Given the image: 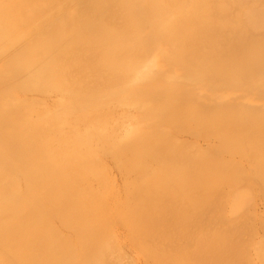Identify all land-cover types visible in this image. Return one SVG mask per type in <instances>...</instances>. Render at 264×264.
I'll list each match as a JSON object with an SVG mask.
<instances>
[{
    "label": "bare ground",
    "instance_id": "1",
    "mask_svg": "<svg viewBox=\"0 0 264 264\" xmlns=\"http://www.w3.org/2000/svg\"><path fill=\"white\" fill-rule=\"evenodd\" d=\"M66 3L69 4L67 5ZM24 5L27 6L24 7ZM119 104L120 107L110 109L112 106ZM120 110H124L126 113L132 112V114H122V120H120L118 118ZM105 113L107 115H103ZM190 120H194L195 126L198 123V127L196 126L198 129L191 126L197 129L193 130L195 134H199L200 130L205 131L203 134L207 136L206 143L209 145L208 148L210 147L211 151H213V154L208 153V150H206V153L215 158L212 160L213 162L208 161L210 157H207L206 155L208 154L206 153L205 156L207 158L204 160V153H202L201 149L199 150L201 153L198 152L200 155L203 154L201 160L199 155H197L198 157H192V153L196 155L198 151L195 152L194 149L191 155H189L188 151L186 160L184 158L185 153H187L184 152L185 149L180 151L179 142L173 141V144L176 142L175 146L179 147L177 154H179V151L184 152L178 155L182 156L183 159L178 158L177 154L175 156L174 153L176 151L174 152L173 147L175 149L176 147L170 144L172 141L170 143L168 141L176 133L179 134L180 131H183V134L187 133L183 129L189 128L190 124L188 122ZM128 121L133 126L135 125V128H133L135 132L131 130L127 135L122 136L119 134V130L122 124ZM124 130L126 129L124 128ZM189 133L192 135V131ZM205 135L202 136L204 137ZM185 140L188 141L187 138ZM111 141L117 144L112 145ZM180 142L183 143V141ZM94 143L101 144L103 147L97 152L98 157L102 158V160L115 159V162L120 164L122 162L130 163L133 160L141 163L143 161L140 160L143 159L142 157H148V160H151V164L154 161L161 162V160L171 165L173 164L168 169L173 174V171H176L177 168L175 166L177 164L176 161L180 159L177 162H180L181 166L177 168V171L178 169H184L190 176L187 175L188 177L186 176V178L184 177L185 179H182L183 173L180 171V175L182 176L177 173L181 177L180 179H177L175 173V176H173L174 174L170 176L176 179H168L167 177L164 179L162 177L165 181H156L157 179L153 181V179H149V183H139L137 179L141 180L144 178L148 169L146 168V173L139 171L142 178L139 177V179L137 177L136 179V175H140L138 173L134 174V178L137 181L135 182L139 183L137 185L144 188L148 183L150 186L147 185L144 188L146 190L142 189L143 193L141 191H138V193L134 191L135 189L138 190L136 188L137 185L133 190L135 193L129 190V186L125 187V190L129 195L128 199H132V196H135V199H139L135 200L134 204L130 202L133 205L136 203L139 206L137 209L132 208L136 210L134 212L135 216L141 215L142 212L143 215L138 216V218L134 217V220L131 217L126 218L120 215L122 212L118 210V206L120 205L118 202L119 205H114L117 209H113V211L116 210L115 212L119 214V217L115 216L117 218L112 220L111 212V215H105V211H108L106 209L110 207L108 204L111 203L106 200H108L107 198H113V195H116L117 198L120 197L119 194L121 195V192L119 193V188L125 184L118 188L114 186L119 190L118 195L116 194L117 190L114 191L115 189L113 191H104L109 196L111 195L109 192L116 193L111 195L113 197L106 196L103 209V202H100L103 200H98L102 198L97 197L98 194L94 188V181L92 182L94 185L90 183L92 176L100 175L99 178L103 177L101 172L96 175L95 171L98 168L91 166L96 163L91 158L93 154L91 145ZM163 144H166V147L170 144L169 148L174 153H170V150L167 148L165 150ZM191 144L194 145V143ZM155 146H158L160 149H156L157 147L155 148ZM153 147L156 149H154V152L152 151ZM204 147L207 148V146ZM204 147L200 146L199 148L203 149ZM226 147L230 148V150L226 149ZM141 148H151V155L145 149L138 153L137 150ZM217 149L221 151L225 150L224 153L226 152V155L228 153L236 155V157H234V160H231L233 162L226 158L228 164H225L223 156H221L222 159L217 158L219 152L222 153L221 151H217ZM244 149L246 151L250 150V157L254 155L248 160H250V169H253L257 177L256 175L254 177L253 171H250L248 166L249 173H242L246 167L245 157V163L240 158L244 156L241 155V153H244ZM158 150L161 151H159L161 155H159ZM162 150L165 151L162 153ZM226 150L231 152L229 153ZM96 151L98 150L96 149ZM167 152L171 155L174 154L172 156L173 159L171 156L169 157V153ZM214 152H216L215 155H218L215 156ZM94 154L97 155L95 151ZM163 154H166L165 157L170 159L165 160ZM156 156L160 157L161 160L159 161ZM187 157L191 158V160L194 158L193 161H196L195 165L198 163L197 165L201 168L197 165L193 167L194 162H188L189 158ZM196 159L200 160L201 164L205 161L215 164L216 168L222 170L223 173H221L222 171H218L214 166L215 171H217L215 172L213 169L212 172L214 171L218 175V179L221 176L223 179L216 180L217 178H214L215 174H211L212 172L204 168L208 163L205 162L204 166H202L203 164L200 166V163ZM183 160H186L187 163L186 161L184 163ZM144 162H147V159H144ZM190 162L193 163L192 165L190 164L191 166H189ZM231 163L233 164L231 165ZM225 165L227 168L230 166L229 168L232 169H226V167H223ZM232 166H235V169ZM209 167L208 170L211 171ZM192 168L194 169L191 172ZM118 169L120 174L125 176L127 171L119 166ZM198 169L203 173L198 171ZM205 169L206 174L209 172L207 175L205 174ZM234 170H236L237 174L234 173ZM125 171L126 173H124ZM169 171L167 172L168 174H170ZM195 171L199 174L201 173L202 176L200 175L199 177L197 175L196 177L197 173ZM232 171L233 174H230ZM244 171L246 172V170ZM224 172L227 173L224 174ZM191 173H193L192 180L194 176L196 177L194 182L196 180L199 181V179L202 181V177H205L203 178L204 180L208 179L206 180V184L210 180L207 184V187L210 189H212L215 183L213 191H215V187L225 186L231 180L233 182L231 181L229 187L232 186L233 188V184H235L234 189L239 186L241 190V185L236 184H240L241 182L239 181L242 180L250 188L249 182L243 180L249 174L252 176L248 175L251 179H246L252 181L254 178L255 180L258 179L259 181L257 180L256 182L260 183L261 186L257 183L260 187L257 188L262 189V197L264 196V0H0V264H103V261L105 263V259H107L105 258V254H108L110 258L114 255L112 258L115 257L116 261L119 259L118 262L121 260L120 258H126V260L122 259L124 263L120 261V263L126 264L129 261L127 259L129 258L128 255L122 254V257L119 256L117 258L115 255L121 252L119 249H116L117 252L114 251L117 248L115 246L119 247L122 245V240L132 241L131 243L135 244L133 245L134 248L135 246L138 247V249L136 247L137 250L141 247L140 243H142V247L145 246V249H147V246H154L152 243L155 238V241L158 240V234H153V231L157 233L155 232V228L162 229V225L163 227H167L165 225H168L170 228L174 225L173 222L176 224V221L182 222V224L177 223V226L181 225L180 227H182L184 221L185 223L187 222L188 217L197 222L199 215L207 221L206 218L208 217H204L205 213H202L203 216L200 213L207 211V207L209 208L212 203H215L217 199H221L222 196L215 199L214 192L208 188L206 191L209 190L208 194L211 193L209 196L203 190L205 188L200 187V184L199 190H195L194 187L198 188V183L200 182H196L197 184L194 186V182L192 183L189 178L191 177ZM241 173L242 178L239 177ZM103 174L105 175V173ZM106 174L108 175V173ZM148 174H151L150 171H148ZM155 174L158 173L155 172ZM208 176L212 177V179L214 178V180ZM235 176L241 179H230ZM106 177V180L107 178L108 180L111 179L109 175ZM188 178L190 182L186 183ZM183 180L186 181L184 182ZM112 181L111 179L110 182ZM126 181H128L127 178ZM203 181L201 184L204 185L205 181ZM107 182L110 184L109 181ZM150 182H152V186ZM174 182L176 186L180 185L181 190L182 188L186 192H190L191 190L192 193L190 194H192V197H196V199L194 197L191 198L193 200L191 205H194L193 208L196 210L190 211V214L183 212L186 211L183 209L188 206L190 196L185 197L181 192H177L178 194L176 195L174 192L176 190ZM101 184L103 183L98 184L97 182L96 186L99 187ZM246 184L244 185V190L247 189L245 187ZM190 185L191 189H189ZM140 186L139 188H141ZM251 187L253 188V186ZM108 188L112 189L110 185L106 189ZM218 190L225 193V189L222 190L220 188L216 189V194H218ZM244 190L242 188L243 192ZM195 191L202 192L203 195L201 196H204L206 193L204 198L206 197L207 200ZM246 191L249 192L251 190L248 189ZM258 191L256 190L257 194ZM231 193L233 194L234 192ZM251 193H243V197L245 198V196H249ZM227 194L230 195L228 191L226 192ZM188 195L186 194V196ZM219 195L221 193L217 196ZM231 195L230 198H232ZM238 195L237 197L240 196ZM176 196H178V199ZM227 196L224 195L223 199L229 198ZM200 197L201 201L205 200L204 203L206 205H203V202L200 204L198 200ZM243 197L241 196V199ZM254 197H257V195ZM210 198L211 201L208 203ZM247 198L240 200V202H244H242V205L246 204L245 202L249 198L252 199L253 195L252 198L251 196ZM115 199V202L119 200ZM213 199L216 201L212 202ZM231 200L233 199H227L229 205L232 203L229 202ZM110 201L113 203V200ZM194 201H197V203ZM227 201H223L222 204L220 203L221 208L222 205H225L224 203L228 204ZM235 201L233 202L235 203ZM123 202L128 204L125 198L121 199V203ZM237 202L236 204H238ZM217 203L215 204L218 205ZM252 204H254L253 201ZM252 204H249L250 208H252ZM216 205L211 207L217 208ZM232 206H234L232 207L233 209L231 208L234 212L236 210L235 205ZM199 207L201 209H198ZM243 207H246V205ZM203 208L204 211H201ZM221 208L220 210L217 209L216 215L212 214L213 219L215 216H219V219H222V215H224L223 219L229 216L227 214L225 217L224 208L222 211L224 213L221 215L219 212L222 210ZM240 208L238 207V210ZM247 208H244V210ZM254 210L252 211L255 212ZM195 211L198 212V216ZM242 211L239 213L241 214ZM115 212H113L114 215ZM193 212L197 217L194 214L191 215ZM244 212L247 214L249 210ZM253 212H249V215L251 213L254 217ZM95 213L101 214L96 218ZM209 215L212 216L211 212ZM121 216L126 219L125 221H123L124 219L122 220L124 223H132L129 226L130 228H126L127 230L137 225H133V223L144 220L146 223L142 221L141 226L142 223L144 227L145 225L147 226V229L145 228V231H147L145 233L147 234L145 235L146 237H140L144 235V231H141L139 222V225L135 228L136 231L140 230L138 233L141 240L137 241V239L133 241L134 238L138 237V233L136 235L133 232L135 228L131 229L134 234L129 230V234L127 235L125 231L127 238L135 235L134 238L128 240L124 237V239L123 233L120 231L124 228L123 222L120 220ZM194 216L195 218H192ZM230 217H228V220L226 218V223H228ZM233 217L237 218L234 219ZM129 219H132L133 222L129 221ZM190 219H188L190 221L188 224L191 223ZM230 219H233V221H229V224L232 225L231 223L238 221L239 218L238 215L233 216L232 213ZM117 221L122 223V228L120 227L121 225H117L119 224ZM201 221L207 223L203 219L198 221V229H201L200 224L204 228L206 227L205 223L202 224ZM215 221L210 222L212 227L210 224H206L207 227L210 226L209 228L206 227L207 230L213 228V232H211L212 229L208 231L211 232V236L215 229V233L213 234L215 236L213 238L210 237L213 240H215L214 238L217 234L219 236L221 228L222 233L224 232V226L225 228L230 226H226L227 224L225 225L224 223L221 227V224L225 220L223 222L218 221L219 223L216 222L218 224ZM251 222L249 221V223ZM213 223L217 227L220 225V229L218 230L216 227V231ZM236 224L238 223L236 222ZM236 224H233L235 225L233 226L234 229L237 226ZM251 224L254 226L256 223L253 224L252 222ZM193 225L197 228L196 224ZM242 226L240 227L243 228ZM168 227L167 229H169ZM172 227L176 228L175 226ZM180 227L178 231H181ZM187 227L186 230H183L186 234L190 231L193 235L198 231H187ZM230 227L228 229L229 235H231ZM192 228L190 226V229ZM232 228L231 232L232 230H237ZM241 228L242 234V230L245 228ZM206 229L204 233H206ZM165 230L164 228L162 229V231ZM240 230L238 229V233H240ZM162 231H159L162 235L158 232L159 238L165 234ZM203 231H198V235H193L194 238L188 234L189 238L195 242H191L194 247L196 246L195 248H198L197 246L202 244L201 242L206 238L207 242L204 241L206 243H204V249L212 241L208 242L209 237L205 236L203 239ZM199 232H202L203 235ZM169 233H172V231ZM169 233L166 232V237H163L167 239L168 236L171 240V236L167 235ZM175 233H177V230L172 237L175 236L177 239L178 236L182 235V232L178 236ZM236 236L238 237V235ZM111 237L115 245H113L112 241H106L111 239ZM184 237L182 236L181 238L184 239ZM247 237H250V235ZM225 238L223 240H228ZM246 238L245 240H247ZM165 239L161 238L159 241H165ZM245 240L243 239V241ZM167 241L169 242V240ZM185 241L187 242L188 240L184 239L183 242L180 240V245L185 244ZM135 242H139V245ZM212 242L214 243H212V249L209 247L211 251H205L215 253L213 250L215 242ZM111 243L112 248L107 250L106 247H109ZM256 243L249 244V246H253V249H257V247H260V250L263 249L259 243L260 246L258 245L254 248V244L256 245ZM190 244L188 246H191ZM224 245L223 248H226ZM228 245L231 244L228 242ZM159 246L157 249L160 250ZM193 246L189 251L187 248L186 250L188 252L192 251ZM104 247L106 251L103 250ZM154 247V251H152L153 247L150 248L153 254L152 252L150 254L146 252L148 258H145L146 261L144 258L142 259L145 264L158 262L161 255L157 258L155 257L159 253L156 254L157 252L155 251L157 249L156 246ZM164 247L162 248L163 250ZM177 248L179 247L177 246ZM185 248L183 249L184 251H186ZM143 249L141 248L140 250ZM150 249L148 248L147 251ZM204 249L202 247L201 249H196L197 252L198 250L200 251V257L204 254ZM216 249V252L219 254V247ZM111 250L114 252L110 253L112 252ZM163 250L157 251L163 253ZM180 250L182 249L180 248ZM107 251H110L111 256H109V253H106ZM220 251L222 253V250ZM197 252L196 254L199 256V252ZM146 253L142 254L143 257L147 255ZM169 253L163 254L161 257H167V255H170ZM178 253L180 256H177L180 259L177 256L174 257V254L173 256L171 255L174 261L170 256L172 259H170V262H176V264L186 263L189 258L187 257L185 261L184 252L183 259L182 253ZM263 253L261 252L260 254L264 255ZM189 254L187 253L188 256L191 255ZM216 254L215 256L217 257L218 255ZM221 255L218 256L219 259H222L220 258L222 257ZM218 257L215 258L213 256V259L215 258L214 260L218 261ZM247 257L250 256L247 255ZM112 258L108 260H112ZM115 258H113V261ZM192 258L195 257L191 256L190 259ZM202 258H207V256ZM202 258L201 260L204 261L205 259ZM236 258L238 261V257ZM239 258H241L240 255ZM257 258H259V255ZM181 259L183 260L182 262L180 261ZM213 259L211 258L210 264H214ZM194 260L197 259L195 258ZM167 261H169V258ZM209 261L210 258L206 262L209 263ZM131 262L128 263L132 264ZM160 262L158 263L160 264ZM222 262H225V260L223 261L222 259ZM107 263L110 264V261ZM258 263L261 264V262ZM133 264H135V261ZM195 264L199 263L196 262ZM220 264L222 263L220 262Z\"/></svg>",
    "mask_w": 264,
    "mask_h": 264
},
{
    "label": "rangeland",
    "instance_id": "2",
    "mask_svg": "<svg viewBox=\"0 0 264 264\" xmlns=\"http://www.w3.org/2000/svg\"><path fill=\"white\" fill-rule=\"evenodd\" d=\"M66 4L68 5L69 3H66ZM26 6H27V5H24V7H26ZM74 9H75V7H74ZM118 107H120V104H119V105H114V106H112L110 109L118 108ZM125 113H126V112H124V110H120V111L118 112V114H119L118 118H119L120 120H122V114H125ZM128 113H130V115L132 114V112H128ZM128 113H126V114H128ZM103 115H107V113H105V114H103ZM195 118H196V117H195ZM193 121H194V120H190V121L188 122V124H190V126H188L189 128H187L188 130H187V129L185 130V128L183 129L184 132L187 131L188 134L185 132V134H186V135H185V134H183V131H182V132L180 131L179 134H180L181 136H180L179 134L176 133L175 136L172 137L168 142L170 143V142L172 141V143H170L171 145L173 144V141H176L177 143L179 142V143H178V144H180V146L178 145V146L180 147L179 150L182 151V149H185L184 152H187V153H185V155H184V156H185V157H184L185 159H186V154H188V151H189V155H191V152H192V151L195 150V152H196V151L198 150V151L196 152V153H197L196 155H195L194 153H192V157H196L197 155H199V156H200V160H201V159L203 158V157H201V156H203V154H202V155L198 154L199 150L201 149L202 153H204V160H206L207 157H210V158H208V161H212V160H214L215 158H212L213 156H209V154H208V153H210V154L212 153V154H213V151H211V148H210V147L208 148L209 145L206 143V142H207V141H206V140H207V136H206L205 134H203L205 131H202V130L199 129L200 132H201V131H202V132H201V133L199 132V134H195V133L193 132V130L195 131V130L198 129V128H197V127H198V126H197L198 123H197V125H196L197 127H196V126H195L196 123H195V122L193 123ZM191 123H193L194 125H193V124L191 125ZM122 126H123V127H122ZM122 126H121V128H120V130H119V134L122 135V136L127 135L131 130L134 131L133 128H135V125L133 126V124H131L130 121H128V122L122 124ZM191 126H193L194 128L196 127L197 129H194V128H192ZM124 128H125L126 130H124ZM199 128H201V127H199ZM189 129H190V130H189ZM83 130H84V129H83ZM181 130H182V129H181ZM199 130H198V131H199ZM190 131H192V135H190V134H191V133H189ZM134 132H135V131H134ZM125 133H126V134H125ZM193 134H195L194 136H196V135H197V136L194 137ZM200 134L205 135L206 138H205V136L203 137V136L200 135ZM192 136H193V137H192ZM182 138H185V139L187 138L188 141H186L185 139H182ZM201 138H202V139H201ZM203 138H204V139H203ZM184 140H185V141H184ZM190 140H193V141L190 142ZM180 141H183V143L180 142ZM111 142H112V145H116V144H117V143H114L113 141H111ZM176 142H174L173 146H175V144H177ZM201 142H202V143H201ZM203 142H204V143H203ZM191 143H194V145H195V144H197V145L194 146V145H192ZM166 144H167V143H166ZM166 144H165V145L163 144V145L165 146V150H167V149L170 150V148H169V147H170V144H168L167 147H166ZM184 144H185V145H184ZM200 144H201V145H200ZM190 145H191V147H190ZM199 145H200L201 147L207 146L208 149H207L206 147H204V148H206V149H204V148H203V149H202V148H199V147H200ZM161 146H162V144H161ZM198 146H199V147H198ZM91 147H92V153H93V154L91 155V158H93V159H92V160H94L93 162H96L95 164H93V165H91V166H92V167L94 166V167L98 168V169H97L98 172L95 171V174L98 175L97 173L101 172V174L103 175V177L99 178L100 175H98V176H94V177L92 176V178H90V183H92V182L94 181L93 183L95 184V186L97 185V182H98V184L101 183V182L103 183V184H101L102 187H101V185H100L99 187H98V186H96V187L94 186L96 193L99 195V196L97 195V197H101V198H102V199H98V200H99V201H100V200H103V201H100V202H103V209H104V200H106V196L108 195V193H105L104 191H106V192H107V190H109V191L112 190V191H113L114 189H115L114 191H116L117 189H116L115 187L118 188V187H120V186H122V185L125 184L124 186H122V187L119 188L120 191L117 190V193H116V192H109V191H108L111 195H112V194H115V193L118 195V191H119V193L121 192V195L119 194V196H120L121 198H120V197L117 198L116 195H113L114 197L110 195V196L113 197V198H107L108 200H106V201L112 203V201H110V200H113V203H112V204H111V203H110V204L105 203V204H108V206L110 205V207H111V208H110V207L107 206L109 209L106 207V208H107L106 210H108L109 212H108V211H105V212H106L105 215H106V216H107V214L111 215V213H112V216H111V217L113 218L112 220H115V219L117 218V217L115 218V216H118V217H119V214H117V213L115 212L116 210L113 211V209H117V207H114V205H115V206H116L117 204L119 205V203H120V205H119L120 208H119V206H118V210H121L122 213H121L120 211H117V212L121 213L120 215H123V216L126 217V218H128V217L130 218V217H131L133 220H134V217H135V218H138V216L143 215V212H142L141 215L138 214V216L136 215L137 217L135 216V213H134V212H135L136 210H135V209H132V208H136V209H137V207L139 208V206L136 205V203H135V205H133V204H134V201L137 200L138 198L135 199V196H132V199H128V198H129V195L127 194V191L125 190V187L129 186V190L132 191V193H135L134 191H136V192L138 193V191H141L142 189H143V190H146V189H144V188H146L147 185L150 186V185L148 184V183H149L148 181H150L149 179H153V181H155L156 179H157L156 181H158V180H159V181H161V180H162V181H165L164 179H165L166 177H167L168 179H171V178H172V179H173V178L176 179L175 177H173V176H175V173H176L177 179H180L181 177L178 176V174L180 175V171H182L181 173H183V177H182V179H185L186 176L189 175L187 172H185L186 170L184 171V169H183V170H182V169H180V170L178 169V171H177V168H180V166H181L180 162H177V161H180V159H183L182 156H178V155H179V154L181 155V153H184V152H180V151H179V154H177V153H178L177 151H178V148H179V147L177 148L176 146H175L176 149L173 147L174 152L176 151V153H174V152L172 151V149L169 151L170 153H174L175 156H176V154H177V157H178V158L180 157V159H179V160L177 159V161H176L177 164L174 163L175 166H177L176 171H175V170L173 171V172H174V173H173L174 175L168 170V169L171 168V166H172L173 164L171 165V164L168 163V162H164V161H162L160 157L158 158V157L156 156V157L159 159V161L161 160V162H158V161L156 162V161H154V163H152V164H151V160H150V161L148 160V157H147V158H146V157H145V158L142 157L143 159H140L141 161L143 160L142 162H144V159H147V162H144V163H142V162H141V163L138 162V163H140V164H138L137 162H135V161L133 160V161L130 162V163H126V162L123 163V162H122V164H120V163H116V162H115V161H116L115 159H104V160H102V158L98 157L99 155H98L97 152L100 151V149H101V147H102L101 144L99 145L98 143H94V144L91 145ZM156 147H157V148H156ZM184 147H186V148H184ZM189 147H190V148H189ZM195 147H196V148H195ZM102 148H103V147H102ZM155 148H156V149H160V148H158V146H155ZM155 148L153 147V150H152L153 152H154V149H155ZM161 148H162V147H161ZM166 148H167V149H166ZM197 148H198V149H197ZM244 148H246V147H244ZM96 149H97L98 151H96ZM143 149H145L146 152H147V153L149 152L150 155H151V151H150L151 148H149V149H147V148H141V149L137 150L138 153H139V151H143ZM156 149H155V150H156ZM163 149H164V148H163ZM189 149H190V150H189ZM191 149H192V150H191ZM193 149H194V150H193ZM226 149H228V148L226 147ZM145 150H144V151H145ZM147 150H148V151H147ZM165 150H162V153H163ZM206 150H208L209 152L206 153ZM223 150H224V149H223ZM228 150H230V148H229ZM231 150H232V149H231ZM94 151L96 152L97 155L94 154ZM159 151H160V150H158V153H159V155H161V154H160L161 151H160V152H159ZM204 151H205V152H204ZM215 151H216V149H215ZM217 151H221V150L217 149ZM224 151H225V150H224ZM224 151H221L222 153L219 152V155H220V156H219L218 154H216V155H218L217 158H220V159L225 158V161H224V162H225V164H228V162L226 161V158H227V160H230V161H231V160H234V159H235L234 157H236V155H233V154L231 155V154H228V153H227V155H226V152L224 153ZM226 151H227V150H226ZM249 151H250L249 149H248L247 151L244 149V153H243V154L241 153V155H244V156H241V157H240L241 160L244 161V163H245V160H246V163H245L246 167H245V169H244V170H246V172L243 170L242 173H249V169H250V167H249V166H250V160H248V159H250L252 156H254V155L251 154L252 156L250 157V155H249L250 152H249ZM155 152L157 153V151H155ZM169 152H167V153H169ZM227 152H229V151H227ZM230 152H231V151H230ZM230 152H229V153H230ZM242 152H243V151H242ZM245 152H247V153H245ZM140 153H141V152H140ZM149 153H148V154H149ZM170 153H169L168 155H169V157L171 156V158H172V156H174V154L171 155ZM199 153H201V152H199ZM205 153L208 154V155H206L207 157L205 156ZM215 153H216V152H214V155H215ZM251 153H254V152H251ZM152 154H154V153H152ZM193 154H194V155H193ZM254 154H255V153H254ZM157 155H158V154H157ZM165 155H166V154H165ZM165 155L163 154V158H165V160H169L170 158L165 157ZM189 155H187V156H189ZM216 155H215V156H216ZM229 155H230V156H229ZM153 156H155V154H154ZM221 156H223V157L221 158ZM248 156H249V158H248ZM161 157H162V156H161ZM177 157H176V158H177ZM181 157H182V158H181ZM197 157H198V156H197ZM230 157H231V158H230ZM244 157H245V160H244ZM187 158H189V157H187ZM228 158H229V159H228ZM240 158H237V159H240ZM246 158H247V159H246ZM149 159H151V158H149ZM153 159H154V158H153ZM172 159H173V158H172ZM193 159H194V158H192V160H191V158H189L188 162H189V161H193ZM198 159H199V158H198ZM154 160H155V159H154ZM186 160H187V159H186ZM186 160H183L184 163H185ZM196 160H197V159H196ZM200 160H197V162L200 163V164H199L200 166H201L202 164H203L202 166H204V165H205V162H207V161H205L204 163L202 162V164H201ZM223 160H224V159H223ZM113 161H114V162H113ZM148 161H149V162H148ZM155 162H156V163H155ZM181 162H182V161H181ZM193 162H194V161H193ZM195 162H196V161H195ZM195 162H194L193 167L196 166V165L198 164V163H197V164L195 165ZM212 162H213V161H212ZM226 162H227V163H226ZM231 162H233V161H231ZM136 163H137V164H136ZM147 163H148V164H147ZM158 163H159V164H158ZM186 163H187V161H186ZM207 163H208V164L205 165L204 168H206L207 171H209V172H212V170L214 169V167H215V168L217 167V166H215V164H213V163H211V162H207ZM209 163H210V165L213 164V165H211L212 168H210L211 166L209 165ZM247 163H248V164H247ZM115 164H116V165H115ZM132 164H133V165H132ZM190 164L192 165L193 163L190 162V163H189V166H191ZM232 164H233V163H231V165H232ZM182 165H183V163H182ZM208 165H209L210 167H209ZM229 165H230V164H229ZM114 166H115V167H114ZM118 166L121 167V168H123V169H125V170L127 171V173H126V171L124 172V173H126L125 176H124L123 174H120L119 169L117 170ZM184 166H186V165H184ZM197 166H198V165H197ZM213 166H214V167H213ZM247 166H248L249 169L247 168ZM141 167H142V169H140ZM143 167H144L145 169H144ZM159 167H161V168H159ZM182 167H183V166H182ZM186 167H187V166H186ZM198 167H199V166H198ZM198 167H197V168H198ZM208 167H209V169H211V171L208 170ZM223 167H226V165L223 166ZM229 167H230V166H229ZM229 167H228V168H229ZM232 167H233V166H232ZM234 167H235V166H234ZM234 167H233V168H234ZM135 168H137V169H135ZM146 168H147L148 170H146ZM165 168H166V169H165ZM172 168H173V167H172ZM184 168H185V167H184ZM195 168H196V167H195ZM199 168H201V167H199ZM228 168L226 167V169H228ZM173 169H175V168H173ZM186 169H187V168H186ZM193 169H194V168H192L191 172L193 171ZM202 169H203V167H202ZM206 169H205V174H206ZM216 169H217L218 171H222V170H219L218 168H216ZM221 169H222V168H221ZM229 169H232V168H229ZM234 169H235V168H234ZM145 170L147 171V174L144 176V178H142V177H141V174H139V171H141V173H143V172L146 173ZM153 170H154V172H153ZM167 170L170 172V174L167 173V172H168ZM196 170H197V169H196ZM217 170H216V171H217ZM224 170H225V169H224ZM236 170H237V169H236ZM236 170H234V173H236V172H235ZM251 170L253 171V169H250V171H251ZM135 171H136V173H135ZM142 171H143V172H142ZM148 171H150L151 174H148ZM166 171H167V172H166ZM171 171H172V169H171ZM198 171H200V170L198 169ZM214 171H215V169H214ZM214 171H213L211 174H215V177H214L213 175H211V174H210V175H211L212 177H214V178H217L216 180H220V179L222 178V176L219 177L220 179H218V175H217L216 173H214ZM216 171H215V172H216ZM226 171H227V170H226ZM228 171H230V170H228ZM133 172H134V173H133ZM155 172L158 173L159 175H162V176H159L158 174H155ZM165 172H166L167 174H166ZM188 172H190V171H188ZM195 172H196V171H195ZM195 172H193V173H195ZM200 172L203 173L202 171H200ZM209 172H208V173H209ZM103 173H105V175H104ZM106 173H108L109 177L113 180L112 182H110L111 179L108 180V178H107L108 175H107ZM132 173H133V174H132ZM137 173H138L140 176L136 175ZM177 173H178V174H177ZM193 173H191V177H189L190 179L192 178V176H193L192 174H193ZM196 173H197V172H196ZM196 173H195V174H196ZM201 173H200V174L197 173L195 176L197 177V175H199V177H200ZM208 173H207V174H208ZM221 173H223V171H222ZM225 173H227V172H224V174H225ZM228 173H229V172H228ZM242 173H241L240 176H239V177H241V178L243 177V176H241ZM252 173H254V177H255V175H256L255 172L253 171ZM119 174H120V175H119ZM134 174L136 175V177H135L136 179H137V177H138V178H139V177L142 178L141 180H138V179H137V181H139V183H146V182H148L147 185L144 186V188H142L143 186L141 187L140 185H139V186H140L141 188H139V186L137 185V184H139V183H136L137 181H136L135 178H134ZM207 174H206V175H207ZM219 174H220V173H219ZM230 174H233V171H232V173H230ZM230 174H229V176H230ZM236 174H237V173H236ZM236 174H235V175H236ZM238 174H239V172H238ZM250 174H251V173H250ZM118 175H119V176H118ZM164 175H165V177H164ZM170 175H173V176H170ZM206 175H205V176H206ZM226 175H227V174H226ZM248 175H249V174H247V176H248ZM259 175H260V174H259ZM259 175H258V176H259ZM106 176H107V177H106ZM130 176H131L132 178H131ZM142 176H143V175H142ZM180 176H182V175H180ZM189 176H190V175H189ZM195 176H194V177H195ZM201 176H202V175H201ZM216 176H217V177H216ZM229 176H228V177H229ZM231 176H232V175H231ZM236 176H238V175H236ZM236 176H235L234 178L231 177L230 179H236V180L241 179V178L236 177ZM244 176H245V174H244ZM247 176H245V177L243 178V180H244V181L247 180V182H249V184H250V188H249V185L247 186L246 182H243L242 180L239 181V182H241L240 184H236V185H241V187H242L243 190H244V185L246 184V186H245V187L247 188L246 190H248V189L251 190V191H249V192L246 191V190H244V192H243L241 187H240L241 190L239 189V186H238V187H235L236 189H234V185H235V184H233V188H232V186L229 187L231 181L233 182V180H231L229 183L227 182L228 184H225V186L223 185V186H221V187H219V188H216V187H215V191L212 190L213 187L215 186V185H214L215 183L213 184L212 189H210L209 187H207V184L210 182V180H209V182H207V184H206V180H208V179L204 180L203 178H205V177H202V178H201L202 181H203V180L205 181V184H204V185L201 184L202 181H200V179H199V181L196 180L197 183H198V182H200V183H198V188H197V187H196V188L194 187L195 190H197V189L199 190L200 187H201V188L204 187L205 189H203V190L206 191V189L209 188L210 190H212V191L214 192L215 197H216L215 199H217V197L219 198L220 196H222L221 199H217V201L213 199V201H212V202H214V201L218 202L217 204H218L219 206L215 204L216 202H215V203H212V202H211L214 206H215V205L217 206V208L215 207L216 210H215L214 207H211V206H213L212 204H211V206H209V208L207 207V211H208V212H207V211H204V208L206 209V207L203 206L204 208H203L201 211H204V212H201V213H200L201 215H202V213H205V214H207V215L204 214V217L207 216L208 218H209V216H210V215H209L210 212H211V215H212V214H213V215H216V213H217V209L220 210V208H221L220 203L222 204L223 201L226 202L227 199H229V200H230V199H233V200L229 201V202H232V203H230V205H229L228 201H227V203H228L227 205H226V203H224L225 205H222V208H221L222 210L219 211V212H220L221 215L225 212V213H224V214H226L225 217H226L227 214H228L229 216L226 217L227 220H228V217H230V216L232 217V213H233V216H234V215H236V216L238 215V218H239V219H238V221H234L235 223L232 222V223H231L232 225H230V224H229V223H230L229 221H233V219H232V220L230 219L231 217L229 218L228 223H226V221H227L226 218L223 219V218H224V215H222V219H223V220H222V219H219V218H218L219 216H218V214H217L218 217L215 216L214 219H213V215H212V216H210V220H211V221H210L208 218H206V219H207V221H206L203 217H201V216L198 214V212L195 211V212H196V215H197V216L199 215V216H198V217H199V220H197V222L203 219V221H206V222H207V223L204 222L206 227H207L208 224H210V226H211V223H210V222H214L215 220H216L215 223L218 222V221H222V222H223V221L225 220V222H223V223L221 224V227L223 226L224 223H225V225L227 224L226 226H228V225L231 226V227L228 226V227H226V228H225V226H224V232L221 233L222 228L220 229V228H219L220 225H219L218 227H217V225H216V224H218L219 222L216 223V224L213 223V226H215L214 228L217 227L218 230L220 229V230H219V231H220V234H219V236H218V234L216 233L217 236L214 238L215 240L212 239L213 236H215V235H213V234L215 233V229H214V233H212V236H211L210 233L213 232V228H210V229H212V230H211V232H208L210 229L207 230L206 227L204 228V227L200 224V226H201L200 228H201V229H198L199 225H198V227H197V224H198L199 222H198V223L195 222L194 219L191 220L190 217H188V219L191 220V223H190V224H188V223L190 222V221H188V219H187V222H186L187 225H186L185 221H184V223H183V226L186 225L185 228H183V226L180 227L181 225H180V226H179V225L177 226V223L182 224V222H179V221H176V224L173 222L174 225H172V226H175L176 228H173L172 226L169 228L168 225H165V226H167L169 229H167V227H163V225H162V229H163V228H164V230L166 229L165 231H162L161 228H160V229L158 228L159 230L155 228V232H157V233H154V231H153V234H154V235H155V234H158L159 237H160V235H162L161 232H159L160 230L162 231V233H165V234H166V232L169 233V232L172 231V233L167 234V235L171 236V237H170L171 240L168 238V236H167V239H165L166 235L164 234L163 236H165V237L161 236V238H164L166 242H165L164 240L159 241V239H161V238H159V237L156 235V236L158 237V238H157L158 240L155 241V240H156V238H155V240H154L153 243H152V244H154V246H156V249L158 248V246H159L161 243H163V244H161V245L159 246V247H160V250L157 249L158 251H162V250H163L162 248L165 246V247H164V250H163V253H162V252L160 253V252H158V251L155 249V250H156L155 252H157L156 254L159 253L158 255L155 256L156 258L159 257V255L162 256V255L164 254V252H166L165 254H168V253L170 252V248H171V252L169 253L170 255H167V257L169 256V257H168V258H169V261H167V260H168L167 257H161V256H160L158 262L161 261V262H160V264H161V263L164 262V260L167 259V260L164 262L165 264H167L168 262H169L168 264H170V263H171V264H176V262H173V263H172V261L170 262L171 257H172L174 254H175L174 257H176V256L179 254L178 252H181L182 255H183V252H184V254H185V258H184V255H183V257L181 256L182 259L184 258V260H185L187 257H188L189 259H188L187 261L185 260L186 263L183 262V263H179V264H195L196 262L199 263V264H205V263L208 262V259H209V258H210V261H209V263H207V264H210V262H211V258L213 259V256H214L215 258H217V257L220 256L221 254H222V255H221L222 257H220V258H222L223 261L225 260V262H222V259H219V257H218V261H217V260H214L215 258L213 259V260H214V264H220V262H221L222 264H223V263H226V264H231V263H233V264H234V263H235V264H242V263H243V264H248V263H249V264H253V262H254V264H255V263H256V264H260V263H258V262H261V264H264V263H263V262H264V258H263L264 255H261V254H260L261 252H264V251H263V249H264V244H263V243H264V242H263V241H264V223H263V222H264V205H263V204H264V199H263V197H264V196L262 197V189H259L260 187L258 186V184H260V183L256 182L258 179L255 180V178H254L253 181H252V180H250L251 178L249 177V176H251V175H249L248 177H247ZM105 177L107 178V180L105 179ZM120 177H121V178H120ZM162 177H163L164 179H163ZM178 177H179V178H178ZM184 177H185V178H184ZM187 177H188V176H187ZM194 177H193V180L191 179V182H192V183H193L194 180L196 179V177H195V178H194ZM199 177H198V178H199ZM208 177H210V176H208ZM212 177H210V178L212 179ZM223 177H225V176L223 175ZM251 177H252V176H251ZM256 177H257V175H256ZM95 178H96V179H95ZM126 178L128 179V181H126ZM160 178H161V179H160ZM189 178L187 179V181L185 180L186 183L190 182V179H189ZM206 178H207V176H206ZM214 178H213L212 180H214ZM237 178H239V179H237ZM246 178H250V179H246ZM92 179H93V180H92ZM104 179L106 180V182L109 181L110 184H109L108 182H107V183H106V182L104 183V181H105ZM123 179H124V180H123ZM139 179H140V178H139ZM154 179H155V180H154ZM222 179H223V178H222ZM226 179H227V177H226ZM259 179H260V176H259ZM91 180H92V181H91ZM101 180H102V181H101ZM103 180H104V181H103ZM120 180H121V181H120ZM216 180H215V181H216ZM236 180H235V181H236ZM99 181H100V182H99ZM114 181L116 182V185H115V182H114ZM123 181H124V183H122ZM135 181H136V182H135ZM153 181H152V182H153ZM176 181H177V180H176ZM183 181H184V180H183ZM185 181H184V182H185ZM204 181H203V182H204ZM221 181H223V180H221ZM227 181H228V179H227ZM258 181H259V180H258ZM152 182H150V183H151V186H152ZM196 182H194V184H195V185L193 184L194 186H196V184H197ZM212 182H213V181H212ZM224 182H225V180H224ZM224 182H223V183H224ZM93 183H92V185H94ZM113 183H114V184H113ZM121 183H122V184H121ZM155 183H156V182H155ZM192 183H191V184H192ZM218 183H220V182H218ZM221 183H222V182H221ZM234 183H236V182H234ZM257 183H258V184H257ZM104 184H105V186H103ZM106 184H107V185H106ZM157 184H158V183H157ZM179 184H181V182H179ZM199 184H200L201 186H200ZM216 184H217V183H216ZM109 185H110V187H112V189H109V188L106 189ZM118 185H119V186H118ZM136 185H137V187H136ZM141 185H145V184H141ZM182 185H183V184H182ZM220 185H222V184H220ZM220 185H218V186H220ZM114 186H115V187H114ZM130 186H131V187H130ZM161 186H162V185H161ZM169 186H171V185H169ZM179 186H180V185H179ZM179 186H176V183L174 182V188H176V190H175L174 192L176 193V195L178 194L177 192H181V193H183V195H184L185 197H189V196H190V201L187 200V198H186V200L190 202V205H189V202H188V204H187L188 206L185 207V208L183 207V208H184L183 210H186V211H183V212H184V213H187V214H190V211L192 212L193 210H196V209L193 208L194 205H191V204L193 203V200H192L191 198H193L194 196L192 197V194H190V193H192L191 190H190V192H189V191L186 192L185 189L182 188V190H184V191H182L181 188H180ZM199 186H200V187H199ZM208 186H209V185H208ZM210 186H212V185L210 184ZM251 186H253V188H252ZM260 186H261V184H260ZM100 187H101V188H100ZM135 187L138 188V190H136ZM182 187H184V186H182ZM185 187H186V186H185ZM206 187H207V188H206ZM254 187H255V188H254ZM257 187H259V188H257ZM122 188H123V189H122ZM192 188H193V186H192ZM220 188H221L222 190L225 189V190H224L225 193H224V192L222 193L221 191L218 190L219 192H217V193H218V194L221 193V195L217 196L218 194H216V189H220ZM230 188H231V189H230ZM261 188H263V187H261ZM134 189H135V190H134ZM139 189H140V190H139ZM186 189H187V188H186ZM189 189H191V185H190V188H189ZM232 189H233V191H232ZM237 189H238V190H237ZM263 189H264V188H263ZM121 190H122L123 192H122ZM133 190H134V191H133ZM161 190H162V189H161ZM179 190H180V191H179ZM192 190H193V189H192ZM203 190H202V191H203ZM226 190L228 191V193H229L230 195L232 194L231 192H234V193L231 195L232 198H230V195L227 194V195L229 196V198H227V199L224 200V199H223V196H224V195L227 196V195H226V192H227ZM234 190L236 191L237 194L235 193ZM239 190H240V191H239ZM252 190H253L254 192H253ZM256 190H259V191H258V194H257ZM260 190H261V191H260ZM165 191H166V190H165ZM165 191H162V192H165ZM200 191H201V189H200ZM208 191H209V190L206 191L207 194H208ZM245 191L247 192V194H249V193H251V192H252V193H251L249 196H248V195L245 196V194H246ZM141 192L143 193L144 191H141ZM141 192H140V194H141ZM159 192H161V191H159ZM171 192H173V191H171ZM193 192H194V190H193ZM195 192H197V191H195ZM210 192H211V191H210ZM213 192H212V194H213ZM242 192L245 193V194H244L245 198H247V197L249 198L250 196H251V198H252V195H253V198H255L256 201L253 200V198H252V199H250V198L248 199V198H247L248 201H247V200H246V201H247L248 203L250 202L249 204H252V201H253L254 204H252V205H253V206L255 205L254 208H253V206H252V208H250L251 206H250L247 202H245L246 204H243V205H242V202H243V201L240 202V200L245 199V198L243 197V193H242ZM259 192H261V193H259ZM122 193H124V194H122ZM137 193H136V194H137ZM184 193L189 194V195L186 196V194H184ZM197 193H199L198 195H200V196L203 195L202 192H197ZM206 193H205V194H206ZM263 193H264V192H263ZM167 194H168V193H167ZM179 194H180V193H179ZM195 194H196V193H195ZM205 194H204V196H205ZM238 194H239L240 196H239ZM208 195L210 196L211 193H209ZM208 195H207V198H208ZM237 195H238L240 198L237 197ZM256 195H257V197H254V196H256ZM258 195H259V196H258ZM260 195H261V196H260ZM263 195H264V194H263ZM102 196H104V197H102ZM110 196L108 195V197H110ZM196 196H197V195H196ZM204 196H201V197L204 198ZM228 196H227V197H228ZM241 196L243 197L242 199H241ZM115 197H116V199H115ZM133 197H134V198H133ZM177 197H178V196H176V198H177ZM197 197H199V196H197ZM201 197L198 198V200L200 201V204H201V202H203V205H204V204H205V203H204L205 200H202V201H201ZM213 197H214V196H213ZM103 198H104V199H103ZM123 198L126 199V201H127L128 204H129L130 202H131V203L133 202V204L130 203L131 205L129 204V206H128V204H126V202L121 203V199H123ZM176 198H175V199H176ZM194 198L196 199V197H194ZM203 198H202V199H203ZM224 198H226V197H224ZM234 198H235V199H234ZM238 198H239V200H238ZM258 198H259V199H258ZM114 199H115V200L119 199V200H117V201H116L117 203H116V202L114 201ZM177 199H178V198H177ZM204 199H206V197H205ZM236 199H237V200H236ZM138 200H139V199H138ZM191 200H192V201H191ZM206 200H207V199H206ZM235 200H236V201H235ZM259 200H260V201H259ZM99 201H98V202H99ZM122 201H125V200H122ZM128 201H129V202H128ZM187 201H186V202H187ZM210 201H211V198H210V200H209L208 203H210ZM233 201H235V203H234ZM237 201H238V202H237ZM244 201H245V200H244ZM261 201H262V202H261ZM118 202H119V203H118ZM191 202H192V203H191ZM194 202L197 203V201H194ZM236 202H237L238 204H236ZM195 203H194V204H195ZM198 203H199V202H198ZM240 203H241V204H240ZM243 203H244V202H243ZM196 205H197V204H196ZM198 205H199V204H198ZM198 205H197V206H198ZM205 205H206V204H205ZM232 205H235V209H236L237 211L234 210V212H233V210H232L233 208H232V207H234V206H232ZM239 205H241L242 207L246 205V207H243V208H242V207L239 206ZM121 206H122V208H121ZM130 206H132V207H130ZM197 206H196V207H197ZM199 206H200V205H199ZM237 206H238L239 208L241 207L239 210H240V211L243 210L242 212H244V211L247 212V210H249V212H253L252 210L255 209L254 211H255L257 214H256L255 212H253V213H254V217H253V214L251 215V213H250V215H249V212H247V214H248L249 217H250V218L248 217L249 221H252L253 224L256 223L254 226H252V224H251L252 222L249 223V221H248V219H247V216H248V215H247L245 212H244V213L241 212V214L239 213L240 211L238 210V207H237ZM100 207H102V206H100ZM124 207H125V209H124ZM190 207H191V209H190ZM219 207H220V208H219ZM247 207H248L249 209H248ZM141 208H142V207H141ZM211 208H212V209H211ZM213 208H214V209H213ZM223 208H224V210H225L224 212H222V211H223ZM228 208H229V209L232 208V209L229 210ZM244 208H247V209L244 210ZM198 209H201V207H199ZM208 209H209V210H208ZM110 210H111V211H110ZM188 210H189V211H188ZM211 210H212V211L215 210V211H214L215 213L212 212ZM257 210H258V211H257ZM112 211L115 212V215L113 214ZM137 211H138V210H137ZM139 211H140V209H139ZM142 211H144V210L142 209ZM227 211H228V212H227ZM231 211H232V212H231ZM110 212H111V213H110ZM140 212H141V211H140ZM221 212H222V213H221ZM236 212H238L239 214L236 213ZM96 213H98V211H96ZM96 213H95V215H96V218H97V216H99V214H101V213H99V214H96ZM133 213H134V215H133ZM136 213H138V212H136ZM208 213H209V214H208ZM229 213H230L231 215H230ZM124 214H125V215H124ZM126 214H127V215H126ZM130 214H131V215H130ZM192 214L195 215L194 212L191 213V215H192ZM220 214H219V215H220ZM243 214H244V215H243ZM245 214H246V215H245ZM95 215H94V216H95ZM196 215H195V216H196ZM221 215H220V218H221ZM241 215H242V216H241ZM100 216H101V215H100ZM123 216H121L122 218H120L121 221H122L123 219H124L123 221L126 220ZM132 216H133V217H132ZM189 216H190V215H189ZM195 216L192 217V218H195ZM197 216H196V217H197ZM202 216H203V215H202ZM251 216H252V218H251ZM255 216H256V217H255ZM258 216H259V217L261 216L262 218H261V217L259 218ZM109 217H110V216H109ZM111 217H110V218H111ZM242 217H245V218H242ZM200 218H201V219H200ZM233 218H234V217H233ZM235 218H237V217H235ZM235 218H234V219H235ZM132 219H129V221L133 222ZM140 219H141V218H140ZM181 219H182V218H181ZM181 219H179V220L182 221ZM196 219H197V218H196ZM217 219H219V220H217ZM245 219H247L248 223H247V221H245ZM251 219H252V220H251ZM262 219H263V220H262ZM117 220H118V219H117ZM120 220H119V221H120ZM212 220H213V221H212ZM257 220H258V221H257ZM261 220H262V221H261ZM123 221H122V222H123ZM137 221H139V220H137ZM142 221L145 222L144 220H141V221H139V222H140V225L138 224L139 222H137V223H133V225H134V224H135V225L137 224V225H139V227H140ZM208 221H210V222L208 223ZM244 221H245V222H244ZM260 221H261L262 223H261ZM117 222H118V221H117ZM201 222H202V221H201ZM201 222H200V223H201ZM236 222H237L238 224H236ZM118 223H119V222H118ZM126 223H127V222H125V223L123 222V226H124V228L120 230V231L123 233V238H124V237L127 238L126 236L129 234V230H131V229L137 227V225H136V226H133V225H132L133 227L131 226L132 228L129 229V230H127L126 228H130L129 226H130V224H132V223H127V224H126ZM145 223H146V222H145ZM145 223H144V224H145ZM204 223L202 222V224H204ZM241 223H242V224H241ZM128 224H129V225H128ZM193 224H196V227H197V228H195ZM206 224H207V225H206ZM233 224H236V225H237V226L235 227V229H237V230L234 229L233 226H235V225H233ZM247 224H248V225H247ZM117 225H118V226L121 225V226H120L121 228L123 227L121 222H120L119 224H117ZM127 225H128V227H127ZM189 225H190L191 227H193V228L190 229V226H189ZM238 225H239V226H238ZM242 225H243V226H242ZM249 225H251V226H249ZM260 225H261L262 227H261ZM160 226H161V225H160ZM187 226H189V227H187ZM210 226H208L207 228H209ZM240 226H242V227L245 228L246 230L243 229V228H241ZM247 226H249V227H247ZM256 226H257V227H256ZM177 227H178V229H177ZM179 227L181 228V231H178V230H180ZM186 227L188 228L187 231H188V230H193V231H195V230H198V231L201 230V231H203V230H204L203 233L205 232V229H206L207 231H206V233H204V235H203V233L201 232L202 235H203L202 237H203V239H204L205 237H209V238H208V242H210L211 240L215 242V246L213 245V246H214V247H213V250L215 251V253H214V252H207V251H205V250H209V251H211V249H212L211 246H212V243H213V242L211 241V242H210L211 245L208 243V244L206 245V247H207V246H208V247L204 249L205 244H206L205 242H207V241H206L207 238L204 239L205 242H204V241L201 242L202 240L200 239V240H201L200 242H201L202 244L198 245V246H197L198 248H195L196 246L194 247L193 244H192V243H195V242H194L193 240H191L189 237H190V236L193 237V235L195 236V234L198 235V233H197L198 231H197V232L195 231L196 233H194L193 231H191V232L194 233L193 235H192V233H190V231H189V233L186 231L188 234H190V236H188V234H186V233L183 231V230H186ZM211 227H212V226H211ZM229 227H230V234H231V235L228 234V233H229V230H228ZM232 227H233V228H232ZM145 228L147 229V226L145 225V227H144V225H143V223H142V226L140 227V229H141V231H142V230L144 231V232H143L144 235L140 236L141 238L146 237L145 235H147V234H145V233H147V231H145ZM171 228H172V230H171ZM202 228H204V229H202ZM217 228H216V231H217ZM231 228L234 229L235 231L232 230V232H231ZM240 228L243 229V230H242V234H241V230H240ZM247 228H249V229H247ZM262 228H263V229H262ZM125 229H126V230H125ZM238 229L240 230V231H239L240 233H238ZM252 229H253V230H252ZM254 229H256V230H254ZM261 229H262V230H261ZM138 230H139V228H138ZM176 230H177V233H175V234H176L177 236L180 235L179 233L182 232V233H181L182 235L178 236V239H177V237H175V236L172 237L173 234H174V232H175ZM244 230H245V232H244ZM125 231L127 232V235H126V232H125ZM135 231H136V228H135ZM135 231H133V232H134L136 235H137L138 232H140V230H139V231H136V232H135ZM168 231H169V232H168ZM173 231H174V232H173ZM219 231H218V232H219ZM226 231H227V233H226ZM252 231H255V232H252ZM256 231H257V232H256ZM124 232H125V233H124ZM130 232H132V230H131ZM133 232H132V233H133ZM158 232L160 233V235H159ZM235 232L237 233L236 235H238V237L235 235ZM134 233H133V234H134ZM183 233H184V235H183ZM199 233H200V232H199ZM201 233H200V234H201ZM207 233H209L210 235L208 234V236H206ZM223 233H224V234H223ZM225 233H226V235H225ZM246 233H247V234H246ZM248 233H249V234H248ZM227 234H228V235H227ZM232 234H233V236H232ZM240 234H241V236H240ZM252 234L255 235L254 238H253V235H252ZM125 235H126V236H125ZM186 235H187V236H186ZM220 235H221V236H220ZM242 235H243V236H242ZM249 235H250V237H247V238H246V236H249ZM261 235H262V236H261ZM134 236H135V235H134ZM134 236L131 235L130 238H134ZM137 236H138V237L134 238L135 240L133 239V241H136L137 239H138L137 241H140V240H141V238L139 237V233H138ZM182 236H183V237L185 236L184 239H185V240H188L187 242L185 241L186 243L184 242L187 246H186L185 244H182V243H181L182 245H180V240H181V242L184 241V239L181 238ZM204 236H205V237H204ZM222 236H224L223 239L226 237L228 240H223V239H222ZM239 236H240V237H239ZM128 237H129V236H128ZM210 237H212V238H210ZM234 237H235V238H234ZM243 237H244V238H243ZM262 237H263V238H262ZM125 238H124V239H125ZM130 238H127V239L129 240ZM193 238H194V237H193ZM218 238H219V239H218ZM226 238H225V239H226ZM245 238H246L247 240H245ZM249 238H250V239H249ZM260 238H261V239H260ZM139 239H140V240H139ZM172 239H174L175 241L172 240ZM209 239H210V240H209ZM217 239H218V240H217ZM236 239H237V240H236ZM243 239H244L245 241H243ZM252 239H253V241H252ZM105 240H106V239H105ZM105 240H104V241H105ZM167 240H169L170 243H169ZM178 240H179V241H178ZM189 240H190V241H189ZM198 240H199V239H198ZM230 240H232V241H230ZM250 240H251V242H252L251 244H250ZM255 240H256V241H255ZM259 240H260L261 242H260ZM106 241H108V242H111V241H112L113 245H115V242H114V240L112 239V237H111V239L106 240ZM106 241H105V242H106ZM171 241L173 242V244H172ZM176 241H177V242H176ZM219 241H220V243H219ZM237 241H238V242H237ZM131 242H132V241H131ZM131 242H130V240H129V242H128L127 240H122V245H121V246H119V247H118V246H115V247H117V248L114 247V248H115V249L113 248L114 251L117 252L116 249H119L120 252H121L120 254H116V253H115V254H116L115 256H116L117 258H119V256H121L122 254H126V255H128V257H129V258H127V259H129V261H128L129 263L133 260V261L131 262L132 264H133L134 261H135V264H143V263L145 264V262H144L142 259H143V258H144V259H145V258H148V257H147L148 254H150V252L154 251L153 249H154L155 247H154L153 245H151V247H150V246H147V249H145L146 247H145V246L142 247V243H140L141 247L139 248V250H140L141 248H142V249L144 248V249H143V250H140V252H139V250H137L138 247L135 246V248H134L133 245H135V244H133V243H131ZM155 242H156V245H155ZM157 242H158V243H157ZM164 242H165V243H164ZM174 242H176V243H174ZM191 242H192V243H191ZM228 242H229L231 245H228ZM231 242H232V243H231ZM234 242H235V243H234ZM256 242H258V243L261 245V248H263V249L260 250V247H259V248L257 247V249H253V246H249V244L252 245L253 243H256ZM112 243H111V245H109V247H106L107 250H108L109 248H112V247H111V246H112ZM130 243H131V244H130ZM135 243L138 244L139 242H135ZM190 243H191V244H190ZM204 243H205V244H204ZM243 243H244V244H243ZM258 243H256V245L254 244V248H256V246L259 245ZM261 243H262V244H261ZM103 244H104V242H103ZM106 244H107V243H106ZM157 244H158V246H157ZM164 244H166V245H164ZM167 244H169V246H167ZM170 244H171V245H170ZM176 244H177V245H176ZM189 244H190L191 246H188ZM196 244H197V243H196ZM196 244H194V245H196ZM213 244H214V243H213ZM219 244H220V245H219ZM221 244H223V245L226 244V245H224V247H226V248H223V245H221ZM236 244H237V245H236ZM238 244H239V245H238ZM241 244H242V245H241ZM104 245H105V244H104ZM104 245H103V246H104ZM138 245H139V244H138ZM163 245H164V246H163ZM201 245H203V246H201ZM209 245H210V246H209ZM217 245H219V246H217ZM233 245H234V246H233ZM247 245H248V246H247ZM260 245H259V246H260ZM262 245H263V247H262ZM105 246H106V245H105ZM107 246H108V244H107ZM161 246H163V247L161 248ZM166 246H167V247H166ZM177 246H178L179 248H177ZM183 246H184V247H183ZM185 246H186V248H187L188 251L190 250V248H191L192 246L194 247L193 249H195V250H196V249H201V247H202V249H204V251L206 252V253L204 252V254H205V256H207V258H202V257H205V256H203L204 254L201 255V257H200V251H199V250H198V252H199V256L196 254L197 250H196V251L194 250L195 253H194L193 249H191L192 251L188 252V251L186 250ZM200 246H201V247H200ZM227 246H228V247L230 246L231 248H230V247L228 248ZM235 246H236V247H235ZM246 246H247V247H246ZM130 247H132V248H130ZM136 247H137V249H136ZM152 247H153V248H152ZM168 247H170V248H168ZM188 247H189V249H188ZM199 247H200V248H199ZM209 247H210L211 249H209ZM218 247H219V250H218L219 254L216 252V250H217L216 248H218ZM237 247H238V248H237ZM248 247H250V248H248ZM148 248H149V249L152 248V251H151V249H150L149 251H147ZM173 248H174V249H173ZM175 248H176V249H175ZM180 248H181L182 250H180ZM184 248H185L186 251L183 250ZM214 248H215L216 250H215ZM222 248H223V249H222ZM235 248H236V249H235ZM243 248H244V249H243ZM245 248H246V249H245ZM161 249H162V250H161ZM165 249H166V251H165ZM227 249H231V250H227ZM241 249H243V250H241ZM247 249H248L249 251H248ZM103 250L106 251V250H105V247L103 248ZM168 250H169V252H168ZM172 250H173V251H172ZM175 250L177 251V253H176ZM220 250H222V253H221ZM224 250H225V252H226V251H227V252L225 253ZM246 250H247V251H246ZM111 251H112V250H111ZM114 251H112V252L107 251L106 253H109V252H110V253H113ZM144 251H145V252H144ZM182 251H183V252H182ZM234 251H235V254L237 253V251H238V253L235 255V254H234ZM239 251H240V252H239ZM253 251H254V252H253ZM255 251H258V252H255ZM259 251H261V252H259ZM123 252H124V253H123ZM146 252H148V254H147ZM173 252H175V253L172 254ZM192 252H193L194 254H193ZM198 252H197V253H198ZM230 252H231V253H230ZM247 252H248V253H247ZM110 253H109V254H110ZM118 253H119V252H118ZM144 253L147 254V255H144L145 257H143V255H142V254H144ZM181 253H180V254H181ZM187 253H188V254H189V253H190V254L192 253V254H191V255L189 254L190 256H188ZM208 253H209V254H208ZM212 253L214 254L213 256H212ZM216 253H217V254H216ZM246 253H247V254H246ZM255 253H256V254H255ZM258 253H259V254H258ZM152 254H153V252H152ZM154 254H155V253H154ZM165 254H164V255H165ZM215 254L218 255V256L216 257ZM227 254H228V255H227ZM230 254H231V255H230ZM243 254H244V255H243ZM245 254H246V255H245ZM263 254H264V253H263ZM105 255H106L105 258H107V259H105V263H107V262L110 261V264H112L113 262H115V263H113V264H121L122 262L120 263V261L126 260V258H125V259L120 258L121 260L118 262L119 259L116 261V258L113 257V258H115L114 261H113L112 256H114V255L111 256V254H110L109 256H111L112 260H108V259H111V258L108 257V254H105ZM126 255H125V256H126ZM171 255H172V256H171ZM186 255H187V256H186ZM225 255H226V256H225ZM239 255H240L241 258H239ZM247 255H249L250 257H247ZM258 255H259V258H257ZM122 256H123V255H122ZM122 256H121V257H122ZM170 256H171V257H170ZM178 256H180V255H178ZM178 256H177V258H178ZM191 256L195 257L197 260H198V259L201 260V258H202V259H205V260L207 259V260H206L207 262H206L205 260H204L205 262L202 261V260H201V261H200V260H198V261H197V260H194L195 258L190 259ZM208 256H212V257H208ZM227 256H228L230 259H229ZM230 256H231V257H230ZM243 256H244V257H243ZM253 256H254V257H253ZM126 257H127V256H126ZM197 257H199V258H197ZM223 257H224L225 259H224ZM226 257H227V258H226ZM236 257H238V261H237V258H236ZM251 257H252V259H251ZM260 257H261V259H260ZM156 258H155V259H156ZM164 258H166V259H164ZM232 258H233V259H232ZM122 259H123V260H122ZM160 259H162L163 262H162V260H160ZM172 259H173V261H174V258H173V257H172ZM172 259H171V260H172ZM175 259H176V258H175ZM178 259H180V257H179ZM178 259H177V260H178ZM182 259L180 260L181 262L183 261ZM226 259H227V260H226ZM245 259H246L247 261H249V262H247ZM250 259H251V260H250ZM256 259H257V260H256ZM106 260H107V261H106ZM130 260H131V261H130ZM189 260H190V262H188ZM191 260H192V261H191ZM193 260L195 261V263H194ZM213 260H212V262H213ZM260 260H261V261H260ZM145 261H146V259H145ZM199 261H200L201 263H200ZM215 261H216V262H215ZM219 261H220V262H219ZM231 261H232V262H231ZM244 261H245L246 263H245ZM252 261H253V262H252ZM256 261H257V262H256ZM125 262H126V261H125ZM128 262H127L126 264H129ZM158 262H157V263H158ZM203 262H204V263H203ZM218 262H219V263H218ZM227 262H228V263H227ZM236 262H237V263H236ZM250 262H251V263H250ZM105 263H104V261H103V264H105ZM123 263H124V261H123ZM123 263H122V264H123ZM155 263H156V262H155ZM155 263L153 262V264H155ZM157 263H156V264H157ZM164 263H163V264H164ZM107 264H109V263H107ZM158 264H159V263H158ZM177 264H178V263H177ZM211 264H212V263H211Z\"/></svg>",
    "mask_w": 264,
    "mask_h": 264
}]
</instances>
